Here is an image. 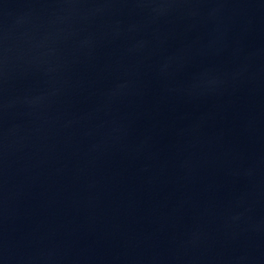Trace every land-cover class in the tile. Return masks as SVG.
Segmentation results:
<instances>
[{"label": "water", "instance_id": "obj_1", "mask_svg": "<svg viewBox=\"0 0 264 264\" xmlns=\"http://www.w3.org/2000/svg\"><path fill=\"white\" fill-rule=\"evenodd\" d=\"M0 264H264V0H0Z\"/></svg>", "mask_w": 264, "mask_h": 264}]
</instances>
